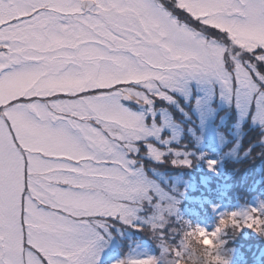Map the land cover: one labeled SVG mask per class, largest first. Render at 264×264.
I'll return each instance as SVG.
<instances>
[{"label":"snow or ice","instance_id":"snow-or-ice-1","mask_svg":"<svg viewBox=\"0 0 264 264\" xmlns=\"http://www.w3.org/2000/svg\"><path fill=\"white\" fill-rule=\"evenodd\" d=\"M0 264H264V0H0Z\"/></svg>","mask_w":264,"mask_h":264}]
</instances>
